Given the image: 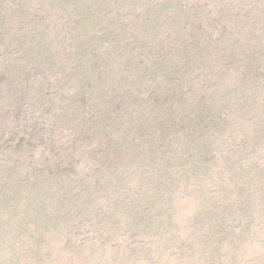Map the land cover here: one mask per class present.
I'll list each match as a JSON object with an SVG mask.
<instances>
[{"label":"rangeland","instance_id":"374dc122","mask_svg":"<svg viewBox=\"0 0 264 264\" xmlns=\"http://www.w3.org/2000/svg\"><path fill=\"white\" fill-rule=\"evenodd\" d=\"M0 264H264V0H0Z\"/></svg>","mask_w":264,"mask_h":264},{"label":"bare ground","instance_id":"6f19581e","mask_svg":"<svg viewBox=\"0 0 264 264\" xmlns=\"http://www.w3.org/2000/svg\"><path fill=\"white\" fill-rule=\"evenodd\" d=\"M91 63H92V62H91ZM91 63H90V64H91ZM11 71H12V69H11ZM95 78H96V77H95ZM12 96H13V95H12ZM13 97H14V96H13ZM101 98H102V97H101ZM99 100H100V99H99ZM114 100H115V99H114ZM115 102H116V101H115ZM122 102H124V101H122ZM119 103H120V102H119ZM99 104H100V103H99ZM121 105H123V104H121ZM118 106H120V105H118Z\"/></svg>","mask_w":264,"mask_h":264}]
</instances>
